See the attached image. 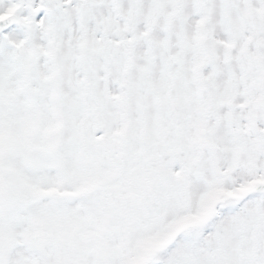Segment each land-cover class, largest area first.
Masks as SVG:
<instances>
[{
    "label": "snow or ice",
    "instance_id": "6c2138e0",
    "mask_svg": "<svg viewBox=\"0 0 264 264\" xmlns=\"http://www.w3.org/2000/svg\"><path fill=\"white\" fill-rule=\"evenodd\" d=\"M0 264H264V0H0Z\"/></svg>",
    "mask_w": 264,
    "mask_h": 264
}]
</instances>
